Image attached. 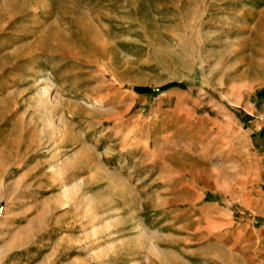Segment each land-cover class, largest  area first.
<instances>
[{
  "label": "rangeland",
  "instance_id": "rangeland-1",
  "mask_svg": "<svg viewBox=\"0 0 264 264\" xmlns=\"http://www.w3.org/2000/svg\"><path fill=\"white\" fill-rule=\"evenodd\" d=\"M263 90L264 0H0V264H264Z\"/></svg>",
  "mask_w": 264,
  "mask_h": 264
},
{
  "label": "crops",
  "instance_id": "crops-1",
  "mask_svg": "<svg viewBox=\"0 0 264 264\" xmlns=\"http://www.w3.org/2000/svg\"><path fill=\"white\" fill-rule=\"evenodd\" d=\"M258 96L262 99L264 97V90L261 91ZM234 110L242 111L240 109ZM251 112L252 113H248L249 115L244 114L245 117H250V120L245 125L251 126L253 129L252 135L264 138L263 123H258L253 119L255 112H257V107L255 108L254 106ZM259 115H264V105L259 111ZM254 165L256 168L253 170V173L249 174L247 180L233 186H230L227 182L220 184L218 191L215 195H212L214 199L211 200V202H207L205 205H212V209H215L213 210L214 212H216L217 208H220V205H229L230 208L235 207L239 211L250 212L257 218H264V185L260 188L257 187L264 174V169H262L260 164L256 161H254ZM218 213L219 215L221 214L222 217H218L217 220H222V222L226 223L227 221H225V219L228 218V215L224 211H219Z\"/></svg>",
  "mask_w": 264,
  "mask_h": 264
},
{
  "label": "trees",
  "instance_id": "trees-1",
  "mask_svg": "<svg viewBox=\"0 0 264 264\" xmlns=\"http://www.w3.org/2000/svg\"><path fill=\"white\" fill-rule=\"evenodd\" d=\"M173 88H180V89H183L185 90L186 86L184 84H172L168 87L165 88V90H170V89H173ZM145 94H148V90H144ZM233 113H235V115L237 116V118L243 123V124H246L250 119V117H245L244 116V113L242 111H236V110H233Z\"/></svg>",
  "mask_w": 264,
  "mask_h": 264
},
{
  "label": "built area",
  "instance_id": "built-area-1",
  "mask_svg": "<svg viewBox=\"0 0 264 264\" xmlns=\"http://www.w3.org/2000/svg\"><path fill=\"white\" fill-rule=\"evenodd\" d=\"M262 123H263V126H264V119H263ZM6 213H7V207H6V205L0 204V226H1L2 220L6 216Z\"/></svg>",
  "mask_w": 264,
  "mask_h": 264
}]
</instances>
